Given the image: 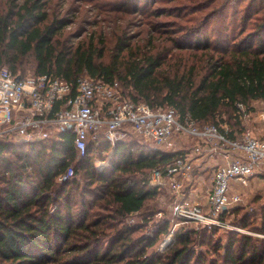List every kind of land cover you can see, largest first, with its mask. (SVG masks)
<instances>
[{"label":"trees","instance_id":"trees-1","mask_svg":"<svg viewBox=\"0 0 264 264\" xmlns=\"http://www.w3.org/2000/svg\"><path fill=\"white\" fill-rule=\"evenodd\" d=\"M135 1L137 12L139 0ZM234 1L239 7L244 2ZM1 2L0 71L9 65L17 77L26 76L17 63L31 54L36 61L34 77L52 73L71 83L83 76L118 81L128 98L142 100L152 109L174 107L201 125L229 122L239 130L243 126L237 105L264 102V0H250L234 10L241 13L238 32H227L225 23L220 29L223 34L214 37L203 33L211 25L210 20H202L183 30L182 43L174 46L183 54L175 56L172 48L160 53L152 47L133 51L127 44L130 39H121L115 61L109 64L99 61L106 42L101 34L89 33L76 47L60 42L67 21L53 15L49 23L51 0ZM131 4L132 0H126L128 8ZM224 115L226 120H218ZM102 150L112 152L110 163L97 168L93 157ZM180 154L134 140L112 147L101 139L91 141L86 155L78 157L69 133H62L58 141L1 143L0 264H264V245L249 234L233 232L222 244L209 240L213 230L181 227L161 253L151 249L170 233L169 220L151 234L144 231L147 220L128 224L129 217L160 194L158 187L151 186L152 172ZM71 166L73 177L59 183ZM78 171H86L90 179L83 189L76 181ZM236 211L230 209V213ZM230 213L222 217L227 219ZM196 242L211 244L218 258L208 259L204 251H197Z\"/></svg>","mask_w":264,"mask_h":264},{"label":"built area","instance_id":"built-area-1","mask_svg":"<svg viewBox=\"0 0 264 264\" xmlns=\"http://www.w3.org/2000/svg\"><path fill=\"white\" fill-rule=\"evenodd\" d=\"M237 105L241 120L251 124L236 133L225 128L201 125L190 114L181 116L174 107L152 109L142 100L127 97L118 81L83 76L76 83L54 74L17 77L9 69L0 71V144H33L59 140L62 133L73 136L78 157H84L91 141H107L112 147L136 137L141 144L152 143L161 152L175 153L183 137L193 140L190 152L156 168L150 177L154 187L167 186L174 197L177 222L171 235L182 223H194L208 229L228 225L223 213L241 203L233 183L246 185L256 176H264V109L253 113ZM257 131V130H256ZM177 148V149H176ZM191 152L194 154L191 155ZM217 160L212 184L206 196L196 199L186 193L187 180L201 159ZM74 175L69 167L59 178L62 183ZM206 200V203L203 201Z\"/></svg>","mask_w":264,"mask_h":264},{"label":"rangeland","instance_id":"rangeland-1","mask_svg":"<svg viewBox=\"0 0 264 264\" xmlns=\"http://www.w3.org/2000/svg\"><path fill=\"white\" fill-rule=\"evenodd\" d=\"M92 1L93 3L90 0H51L48 5L49 23L52 22L50 19H52L53 15L56 20L65 19L67 21V27L60 36V42L66 46L76 47L80 41L89 37V33H95L97 36L103 35L104 39H106L103 52L104 58L99 61L109 64L115 61V48L121 39H130L127 44L130 43L133 51L139 49V47L141 51H145L146 47L147 50L152 47L157 53H160V50L165 51L167 48H172L170 51L172 56H175L179 53L183 54L174 48L177 43H182L183 30L188 31L191 25L200 23L202 20H210L211 25L203 33L208 31L214 37L219 36L220 33L223 34L220 29L225 23L229 27L227 32H238L240 29L238 26L242 24L239 19L241 13L239 11L234 13V10L247 6L250 0H244L243 5L241 4L240 7L233 0H139L137 12L134 10L137 5L135 0H132L129 8L125 5L126 0ZM0 6L3 7L1 0ZM122 7L125 8L124 11ZM150 39L152 43H148ZM121 58L117 60V64L121 62ZM5 67L9 69V65ZM17 67L26 76H32L35 72L36 61L29 54L20 59ZM238 105L241 106L240 104ZM244 108L246 111H252L253 113L260 112L264 109V102L251 101L248 107L244 106ZM227 118L228 116L224 115L222 118L219 117L218 120H226ZM218 124L229 131H240L238 126H234L229 122L220 121ZM241 124L243 128H249L251 125L246 123L244 126L243 120ZM258 129H260V126H256L257 131ZM129 140L138 141L136 137H131ZM180 141L181 147H185V149L186 147L194 146L195 143L186 137H183ZM143 145L155 149L152 143ZM111 154L112 152L110 151H96L93 157L96 167L100 168L104 164L108 165ZM191 155L193 156L194 154L191 152ZM203 162L204 160L202 159L196 162V170L192 177L194 178L193 182L200 179L197 187L201 192H199L197 199L203 198L201 195L205 194L204 190L206 191L211 186L213 178V169L208 168L206 166L207 163L204 164ZM76 181L80 188L83 189L90 179L86 171H83V173L78 171ZM96 185L94 184L93 187L95 188ZM233 185L237 186L235 188L241 195L242 201L231 208V210L234 208L238 209V212H231L227 216L228 225L222 228L208 229L188 222L182 223L181 227L185 230L193 229L200 232L206 230L212 232L213 230L214 233L212 238L209 235V240H213V242L217 240L222 244L228 242L233 232H238L249 234L259 240L258 243L260 245H264V234L261 233L264 227V178L261 176L253 177L246 186L238 182H234ZM159 191L160 194L156 198L148 200L141 212L128 218V224H140L143 220L145 222L147 220L148 227L144 231L147 234H151L158 224L166 220H169L172 226L177 222L174 215V197L169 188L165 186L161 189L159 188ZM96 208L97 206L94 207V210ZM244 223H247L248 228L240 227ZM170 233L167 236H163L160 244L151 249V252H165L166 246L174 241L175 233L172 237H170ZM168 238L171 239L167 241ZM109 239L107 238L103 241L106 243ZM199 242H196L197 251H204L208 255V259L218 258V255H214L212 252L213 247L211 244L201 246Z\"/></svg>","mask_w":264,"mask_h":264},{"label":"crops","instance_id":"crops-1","mask_svg":"<svg viewBox=\"0 0 264 264\" xmlns=\"http://www.w3.org/2000/svg\"><path fill=\"white\" fill-rule=\"evenodd\" d=\"M236 133H238V131H235ZM255 135H257V136H262L264 133H263V131L261 130V131H256L255 129H254V131H252ZM179 147V148H178ZM177 148H178V150L179 151H177V152H180V153H182V154H184V153H186V152H190L191 151V149L193 148V146H191V147H186V149H185V147H181V143H180V146L178 145L177 146ZM176 148V149H177ZM184 149V150H183ZM176 153V152H175ZM204 160V164H206V166L208 167V166H214V165H216L217 164V160H211V159H208V158H205V159H203ZM194 176V174H192V175H190L189 176V178H188V180H187V182H186V186H187V188L185 189V192L186 193H192V196L194 197L195 196V198L197 199L198 198V195H199V192H201L200 190H198V187H197V184L200 182V179H197V180H195L194 182H193V180H194V178H192ZM262 177V176H261ZM263 178V177H262ZM247 185V184H246ZM246 185H244V186H246ZM235 187H237V186H234L233 185V191L235 192V193H238L237 191V188H235ZM210 188V187H209ZM208 188V189H209ZM208 189H206V191H208ZM206 191L204 190V192H205V194H203V195H201V197H205L206 196ZM203 193V192H202ZM239 194V193H238ZM203 203H206V200H204L203 201Z\"/></svg>","mask_w":264,"mask_h":264},{"label":"bare ground","instance_id":"bare-ground-1","mask_svg":"<svg viewBox=\"0 0 264 264\" xmlns=\"http://www.w3.org/2000/svg\"><path fill=\"white\" fill-rule=\"evenodd\" d=\"M171 238H168V240L167 241H169Z\"/></svg>","mask_w":264,"mask_h":264}]
</instances>
